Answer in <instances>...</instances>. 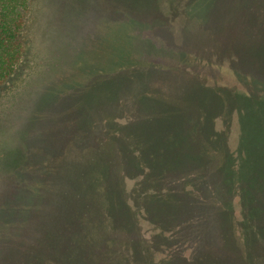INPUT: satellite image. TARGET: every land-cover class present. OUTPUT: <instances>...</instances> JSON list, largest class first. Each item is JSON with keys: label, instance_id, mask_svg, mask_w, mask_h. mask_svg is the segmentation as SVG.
<instances>
[{"label": "rangeland", "instance_id": "374dc122", "mask_svg": "<svg viewBox=\"0 0 264 264\" xmlns=\"http://www.w3.org/2000/svg\"><path fill=\"white\" fill-rule=\"evenodd\" d=\"M25 22L26 96L0 102V152L18 157H0V264H248L264 0H26Z\"/></svg>", "mask_w": 264, "mask_h": 264}, {"label": "trees", "instance_id": "16d2710c", "mask_svg": "<svg viewBox=\"0 0 264 264\" xmlns=\"http://www.w3.org/2000/svg\"><path fill=\"white\" fill-rule=\"evenodd\" d=\"M25 10H26V0H0V102L1 101L11 102L7 100L14 96H20V97L26 96V94L23 93L24 91L21 92L22 94L17 95L18 90L16 88L17 82H21V81L23 82L21 70L23 67V57L25 54L24 42L22 43L23 30L26 24ZM105 57L106 56H103L100 53L95 54V58L98 59L97 62L100 60L99 65H101L100 66L101 69L103 68L102 61L106 62L109 59L108 57L106 58ZM27 95L29 94L27 93ZM10 107L12 108L13 105H10ZM21 152L18 153L19 157L23 155V153ZM3 153H4L3 151L0 152V157L4 155ZM5 153L6 155H4L3 158L5 159L7 158L9 162L12 161L14 163L18 161V157L16 156L13 157L14 154L10 150L6 151ZM1 159L2 158H0V160ZM21 163L22 161L18 163L17 168L15 167L16 169L20 171L30 166L29 160H28V163L26 164V166L21 169L20 168ZM35 166H32V167L34 168ZM109 171L110 169H105V171L101 170L97 172V175L100 176L99 180H102V184L106 185L105 187L108 186V181L110 180ZM19 174L23 176V173H19ZM19 182H20V179H19ZM97 187L100 188L99 183L97 184ZM135 190L136 188L134 189V191ZM97 197L100 199L102 203L101 207L106 210H108L107 207H112L113 202L115 200L114 194H108L107 196L97 195ZM12 205H15V204L13 203ZM11 207L12 206H10V204L0 205V217L4 216V214ZM27 213L28 211L23 208V210H21L20 215H25L26 217ZM11 223L12 221L8 220V222H6L5 224H11ZM242 230H243V236H244L243 239H244L245 254L248 260V264H257L255 262V258L253 254L254 252H257L258 246L260 245V243L259 244L257 243L261 241V240H257V237L260 236L261 238H263L264 231L263 232L261 231L260 234L256 233L257 235L256 238L254 237L253 239L250 240L247 237V233L245 229H242ZM93 241H95V239H93Z\"/></svg>", "mask_w": 264, "mask_h": 264}]
</instances>
